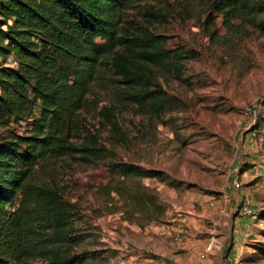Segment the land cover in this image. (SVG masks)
Returning <instances> with one entry per match:
<instances>
[{
	"label": "trees",
	"instance_id": "1",
	"mask_svg": "<svg viewBox=\"0 0 264 264\" xmlns=\"http://www.w3.org/2000/svg\"><path fill=\"white\" fill-rule=\"evenodd\" d=\"M144 1L0 0V264H84L90 257L73 251L86 239L75 223L82 218L46 172L61 159L95 163L105 156L97 135L74 141L96 86L115 102L155 113L173 108L154 67L182 79L184 63L197 51L167 48L162 35L126 26ZM197 1L214 42L223 37L218 18L232 34L264 11L255 0ZM259 23L264 29V20ZM115 112L108 105L100 110L119 131ZM108 170L110 181L99 193L110 212L141 227L161 220L165 207L144 182L161 172L127 162H112Z\"/></svg>",
	"mask_w": 264,
	"mask_h": 264
},
{
	"label": "rangeland",
	"instance_id": "2",
	"mask_svg": "<svg viewBox=\"0 0 264 264\" xmlns=\"http://www.w3.org/2000/svg\"><path fill=\"white\" fill-rule=\"evenodd\" d=\"M255 1L264 6V0ZM193 2L187 6L185 0H146L129 13L126 23L162 35L167 48L181 45L197 51V57L184 63L182 79L154 67L173 108L155 113L115 102L113 95L98 85L91 93L90 109L82 114L81 135L74 141L87 143L97 135L105 156L95 163L65 158L48 167L46 179L76 204L82 218L75 223L86 232V239L73 251L89 252L84 264H151L147 259L162 258L151 251V237L159 238L155 242L159 253L166 246L162 226L171 228L179 214H184L192 227L194 223L199 229L203 224L212 227L215 223L209 219L210 213L219 211L232 196L243 198L239 207L249 203L255 210L254 216H247L251 233L236 264H264V173L256 169L264 162L252 138L255 130L264 131V29L259 23L264 11L232 34L218 18L223 37L214 42L203 29L205 17L199 18L204 8L197 0ZM9 62L13 63L12 58ZM249 102H262L256 120L242 113ZM105 105L115 107L119 131L100 113ZM35 111L39 115L40 107ZM17 128L23 131V127ZM4 130L0 127V135ZM257 154L259 164H254ZM112 162L161 172L160 177L144 179L165 207L159 222L141 227L123 212H110L113 206L100 195L99 187L110 181ZM231 216L216 223L222 235L208 240L222 262L232 245L227 235L233 226ZM195 232L198 239L206 241V235Z\"/></svg>",
	"mask_w": 264,
	"mask_h": 264
},
{
	"label": "crops",
	"instance_id": "3",
	"mask_svg": "<svg viewBox=\"0 0 264 264\" xmlns=\"http://www.w3.org/2000/svg\"><path fill=\"white\" fill-rule=\"evenodd\" d=\"M257 156L258 154L255 156L256 160L253 162L254 164H259ZM252 169L249 170L253 171ZM256 169L258 172L264 173V166L261 169L256 166ZM244 174L247 175V171H245ZM242 200L243 198H238L236 196H232L229 199H226V201L224 202V206L219 207V211L215 210L210 213L211 216L209 219L214 221L215 224L209 228H207L203 224L199 229V226L197 228V225L195 223L192 227L191 220L189 216H187L190 231L188 236L184 238L185 241L183 243H180V237L177 236L176 232H168L166 235L162 236V241L166 244V246L162 250V253L158 252L161 251V249H159L157 247V244H155V242H157V239L159 238L155 237V239H153L154 236H152L151 246L154 250L151 251H157L155 253H157V255L162 256V258L156 260L154 257H152L147 259V261H150L151 264H168V262H171V264H223L225 261H230L233 264H236L240 254L245 250L246 246H244V243L251 233L250 218L238 213L239 204ZM236 207L237 210L235 211ZM230 216L232 217L231 222L233 224V228H230L229 234L227 235L231 236L232 245L224 254L225 258L223 259V262L219 259L218 255L220 253L215 248H213L210 253L213 256H209L205 261H202L200 259V255L210 244V242H208L209 238H211L212 240L214 238H217V236L222 235L219 234L220 232L217 228L216 223H218L219 220L223 218H230ZM225 224H227V221L225 222ZM156 230L158 231L157 228ZM223 230L225 229L223 228ZM195 231H201L200 233L206 235V241L198 239V234ZM224 236L225 235H223V237Z\"/></svg>",
	"mask_w": 264,
	"mask_h": 264
},
{
	"label": "built area",
	"instance_id": "4",
	"mask_svg": "<svg viewBox=\"0 0 264 264\" xmlns=\"http://www.w3.org/2000/svg\"><path fill=\"white\" fill-rule=\"evenodd\" d=\"M11 65H15L16 62L13 60V63H10ZM262 102H249L247 104L244 105L242 113L244 116L252 119V120H256L257 119V115H258V111L259 108L261 107ZM252 138L255 139L257 146L259 148L260 153V157L262 159V161L264 162V131H257L255 130L252 133ZM236 187H240V182L239 181H235L234 184ZM213 205V203H212ZM239 213L242 214L243 216H254L255 215V210L253 208V206L249 203H243L240 207H239ZM190 231V227L188 224V219L187 216L184 214H179V216L177 217V220L174 224H172V227H166V226H162V228L160 229V232L162 235H166L168 232H176L177 236L180 237L179 241L184 240L185 237L188 236ZM214 245L213 243H210L206 249L204 250V252L200 255V259L202 261H205L208 257L209 254L211 253V251L213 250ZM223 264H233L230 261H225Z\"/></svg>",
	"mask_w": 264,
	"mask_h": 264
}]
</instances>
